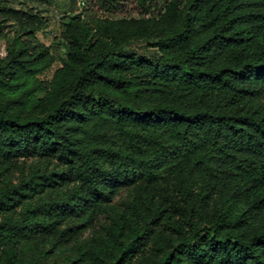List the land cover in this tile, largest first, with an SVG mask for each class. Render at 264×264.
Returning <instances> with one entry per match:
<instances>
[{
  "label": "trees",
  "instance_id": "1",
  "mask_svg": "<svg viewBox=\"0 0 264 264\" xmlns=\"http://www.w3.org/2000/svg\"><path fill=\"white\" fill-rule=\"evenodd\" d=\"M22 1V3H21ZM0 0V264H264V0H94L46 22ZM86 0L83 2L86 5ZM122 4L139 19H112ZM145 43L148 58L126 50ZM67 264V263H64Z\"/></svg>",
  "mask_w": 264,
  "mask_h": 264
},
{
  "label": "rangeland",
  "instance_id": "2",
  "mask_svg": "<svg viewBox=\"0 0 264 264\" xmlns=\"http://www.w3.org/2000/svg\"><path fill=\"white\" fill-rule=\"evenodd\" d=\"M85 0H26L24 6L31 9L34 14L40 16L46 25L35 33V38L50 49L56 62L54 66L45 75L44 79H50L53 71L60 66L59 61L64 57L65 42L61 38L60 22L64 16L77 17L82 11L87 8V5L94 0H86V5L83 4ZM168 0H159L156 7L151 11V16H159L162 14L163 6ZM22 3V1H21ZM112 19H139L140 16L134 7L127 4H122L120 9L115 14H107ZM4 41L2 39L0 44L2 50L4 49ZM126 50L130 53H136L141 56L152 58L156 56V51L150 48L145 43L133 44ZM130 200V190L122 189L112 203L113 210L108 214L99 218L94 229L86 232L77 244H72L62 247L58 250H50L48 247L42 248L40 251H35L33 254L28 253L29 257H35L44 264H71L77 260L82 250L91 244L94 237L104 238L108 235L111 227V217L114 213H124L126 206ZM158 258L155 245L153 243L148 247L143 261L146 264H153ZM138 261L135 262L137 264Z\"/></svg>",
  "mask_w": 264,
  "mask_h": 264
}]
</instances>
